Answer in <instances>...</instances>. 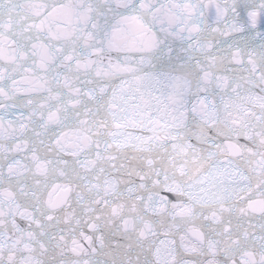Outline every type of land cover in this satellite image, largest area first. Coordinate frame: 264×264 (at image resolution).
Segmentation results:
<instances>
[{
  "label": "snow or ice",
  "instance_id": "obj_1",
  "mask_svg": "<svg viewBox=\"0 0 264 264\" xmlns=\"http://www.w3.org/2000/svg\"><path fill=\"white\" fill-rule=\"evenodd\" d=\"M0 264H264V0H0Z\"/></svg>",
  "mask_w": 264,
  "mask_h": 264
}]
</instances>
